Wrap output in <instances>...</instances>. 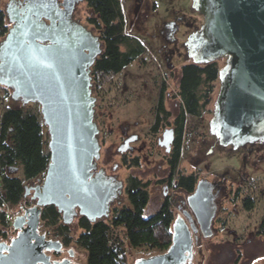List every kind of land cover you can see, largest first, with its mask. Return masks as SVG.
Listing matches in <instances>:
<instances>
[{"label":"water","instance_id":"95a60500","mask_svg":"<svg viewBox=\"0 0 264 264\" xmlns=\"http://www.w3.org/2000/svg\"><path fill=\"white\" fill-rule=\"evenodd\" d=\"M84 1L64 0L62 9L57 0H11L4 11L10 28L0 41V87L21 109L39 105L50 160L32 188L36 206L16 217L10 245L0 243V264H52L45 251L59 252L62 244L40 234L42 208L54 206L65 225L78 214L95 224L110 219L122 192L116 178L93 176L101 144L92 69L104 49L100 37L73 18ZM192 7L203 24L184 44L189 59L195 65L225 59L210 135L234 150L264 144V0H192ZM216 200L213 184L199 181L187 198L191 212L176 214L169 249L132 264H195L196 246L214 235Z\"/></svg>","mask_w":264,"mask_h":264},{"label":"rangeland","instance_id":"374dc122","mask_svg":"<svg viewBox=\"0 0 264 264\" xmlns=\"http://www.w3.org/2000/svg\"><path fill=\"white\" fill-rule=\"evenodd\" d=\"M7 1H0L3 11ZM141 1L144 3L142 13L136 16L135 9L140 0H121L123 11H125L123 12L125 34L141 41L144 54L119 74L94 76L93 95L97 98L95 121L103 133L101 143L106 148L113 146V165L115 163L120 165L116 150L125 137L123 133L135 131L140 135L141 143L145 141L147 147L151 148L150 161L146 158L142 159V171L145 172L135 170L133 173L144 183L149 180L156 182L158 178H161V175H156L154 171H148L153 165L159 167L163 157L157 148L156 137L149 133L148 129L153 123V111L159 97L160 82L163 81L162 73H165L170 83L165 94L168 91L172 94L177 93L175 81L166 75V71L170 73L166 70L167 61L170 60L173 67L179 70L190 63L184 44L189 35L194 32L193 28L199 25V29L203 21L201 15L193 9L192 0ZM145 7L148 8V12L143 14ZM91 15L92 10L85 0L77 9L76 19L81 20L84 25L99 35L95 27L88 22ZM168 24H174L176 27L173 37L165 36V28ZM122 50L125 51L126 48L122 47ZM216 63L220 69L224 67L223 59ZM207 88L203 91L210 89ZM219 89V84L215 83L209 95L211 99L209 110L205 115L190 119L188 136L181 151L179 165L181 173L185 176L196 175L198 180L205 179L213 184L214 189L220 190L217 198V216L213 224L214 235L209 240H200L195 248L194 263L237 264L230 257L232 252L234 254L238 251L242 256L239 264H264V239L258 238V230L264 218V144L249 145L238 150L215 144L212 146L209 122ZM6 94L4 108L0 103V116L7 107L20 106L13 103L10 92ZM24 110L36 113L42 121L39 105L29 104ZM44 133L45 150L49 153V137L45 127ZM7 175L24 178L22 167L7 169ZM130 175L126 169L119 173L125 188ZM0 187L2 189V186ZM156 189L154 192L150 191L151 200L145 211L146 216L154 215L162 208L161 188ZM171 196L172 198L167 202L175 220L176 214L182 215L177 210L180 198L175 197V191H171ZM246 199H252L255 202V206L249 211L245 210L243 205ZM113 207L114 210L130 207L126 190L121 202L115 203ZM16 212V207L13 210H9L6 206L4 208L7 217L9 215L14 217ZM125 232L124 227L118 228L114 231L112 239L115 246L120 247L126 257V264H132L137 258H149L161 253L160 250L151 246L131 247ZM81 233L82 230L78 227V220H76L70 226V236L73 240L71 245L75 247L76 253H80L77 254L75 261L78 264H86V252L75 243ZM12 235L11 227L5 226L3 221H0V237Z\"/></svg>","mask_w":264,"mask_h":264},{"label":"trees","instance_id":"16d2710c","mask_svg":"<svg viewBox=\"0 0 264 264\" xmlns=\"http://www.w3.org/2000/svg\"><path fill=\"white\" fill-rule=\"evenodd\" d=\"M86 2L92 10L88 22L98 31L104 49L92 69V75L96 77L119 74L143 53L144 47L138 40L125 34V17L121 0H86ZM8 29L5 12L0 7V41L5 37ZM122 47L126 50L123 51ZM219 71L216 62L204 67L188 63L181 68L179 94L190 115L200 116L202 106L198 91L202 85L204 89L210 88L208 91H203L205 94L201 96L209 98L218 81ZM0 90L9 93L7 89L0 87ZM184 120L183 116L182 126ZM179 158L180 146L171 161L174 171L177 169ZM49 160L50 154L45 150L44 125L39 116L19 107L4 109L0 125V181L6 193V202L17 204L24 193V183L45 173ZM15 167H22L23 179L7 175V169ZM198 181L196 175L185 176L180 173L177 187L190 194L195 190ZM127 193L130 207L114 210L108 221L92 224L85 218L79 219L78 227L82 233L75 243L86 252V264H126V257L112 239L114 231L120 227L125 228L126 238L133 248L151 246L164 253L171 246L174 217L169 210V203L167 202L154 215L146 216L145 211L150 203L146 185L137 178H132ZM243 205L245 210L249 211L255 206V202L246 199ZM43 221L55 229L54 233H50L51 236L63 237L67 245L73 242L70 228L60 223V215L55 207L46 210ZM258 235L264 237V218Z\"/></svg>","mask_w":264,"mask_h":264},{"label":"flooded vegetation","instance_id":"af4514ba","mask_svg":"<svg viewBox=\"0 0 264 264\" xmlns=\"http://www.w3.org/2000/svg\"><path fill=\"white\" fill-rule=\"evenodd\" d=\"M14 1H16V3H17L19 0H14ZM10 2H11V0L7 1L6 6H5V10L8 9ZM57 2L60 4L61 8L64 9L63 8L64 0H57ZM79 5H77V7L75 8V12L73 14L74 19H76L75 14L77 12ZM143 6H144V3L140 0V2L138 3V7H136V9H135V12H136L135 15L136 16L138 14L142 13L141 9ZM122 7H123V4H122ZM144 9H145V11L143 12V14H146L148 12L147 11L148 8L145 7ZM123 12H125V11H123ZM76 20H78V19H76ZM201 20L203 21L202 16H201ZM7 23H8V21H7ZM8 27L10 28L9 23H8ZM198 27H199V25H198ZM198 27L193 28L194 31L197 30ZM175 33H176V27L174 24L166 25V28H165V36L166 37H170V36L173 37V34H175ZM136 40H138L141 43V41L139 39H136ZM143 54H144V51L140 56H142ZM223 62H224V66H225V59H223ZM167 63L168 64L166 66V70L170 71V73L169 72L167 73V71H166V75L169 79H173L175 81V83H176L175 85L178 89V92L175 94H172L170 91H168V93L165 94V91L169 88L168 86L170 83L167 80V78L165 77V73L163 72L162 73L163 81L160 82L161 86H160L159 97L157 100L156 108L153 111V123L148 129V132L152 133V135H154L156 137L157 148L163 155L159 167H156L155 165H153L151 167V169H149L148 171H150V170L154 171V173L156 175H158V176L161 175L160 176L161 178H158V180L156 182H152L151 180H149V181L143 183L142 179L134 176L133 173L135 170L140 171L142 173L145 172V171H142V159L146 158L147 160H149L151 157V152H150L151 148L147 147V145L145 144V141H143L141 143V138H140V135L138 133H135V131L130 132L128 134L123 133V135L125 137L123 138L122 143L120 144V146L116 150V157H118L120 159V165L118 163H115L113 165V146L110 145L107 148L102 146L103 144L101 143V138H102L103 133H102L101 129H100V136H99L100 144H101V156H100L99 161L96 164V169L93 171V176H95L99 172H103L107 177L116 178L117 180H119L123 183L122 192L119 195V199L116 200L115 203L121 202L123 193L125 192V190L128 191L129 181L132 178H137L143 185H146V189L148 190L149 194L151 192L156 191L157 190L156 188H161V200L163 202L162 207H164L166 205L167 200H170L172 198L171 191H175V197L180 198L179 204H177V210L179 213L182 214L183 211L191 212L190 208L187 204V198L189 197L190 194H192L195 191L194 190L192 193L189 194V193H187V192H185L182 189L177 187L178 178L180 177V173H181V170L179 167L180 159H181V151H182L183 143H184L186 137L188 136V123H189L190 119L199 118V117H202L205 115L206 111L209 110V105L211 103V99H210V97L209 98L201 97L202 95L205 94L203 92V90H205V89H204V86L202 85L198 91V96L201 98L200 104L202 106L200 116L190 115L187 112L185 105H184V102H183V100L179 94V86H180L181 76H182L181 69L179 70V69L174 68L173 65L171 64L170 60L167 61ZM190 63H193V62L190 60ZM198 66L204 67L205 65H198ZM171 69H172V71H171ZM93 80H94V76H93ZM216 83H218L220 86L219 77H218V81ZM94 91H95V86H93V92ZM162 95H163V99H162ZM161 101H162V103H161ZM214 110H215V103H214V108L211 111L212 117L214 115ZM183 116H184L185 120H184V123L182 126ZM212 117H211V119H212ZM110 134H112V131H110ZM209 135H210V133H209ZM180 137H182V138L180 139ZM210 137L213 140L212 146H214L213 144L219 146L216 139L214 137H212L211 135H210ZM256 144H262V143H256ZM256 144H253V145H256ZM179 146H180V158H179V163H178L177 169L174 171L171 161H172L173 157L176 155V152H177ZM145 166H147V165H145ZM124 169L129 171L131 174L127 179L126 188H125V183L119 177V173L122 172ZM45 173H46V171H45ZM45 173H43L41 176L37 177L34 180L26 181L24 183V186H23L24 187V193L21 197V200L15 205L6 202V200H5V196H6L5 194L6 193L3 190V188L1 189V187H0V190H2L0 193V221L1 222L3 221L5 226L11 227L12 232H13L12 236L0 237V243H6L7 245H10L11 241L14 238H16L17 234H18V231L14 230L12 227V224L14 221L11 222L7 218L6 214L4 213L5 206L8 207L9 210H11V209L13 210V208L16 207L17 212L15 214V219L19 215L24 214V208L31 209V208L35 207L36 201L33 200L34 190H32V188H34L38 185V179H43L45 176ZM203 180H205V179H203ZM199 181H201V180H199ZM0 186H2L1 181H0ZM26 187L28 189L31 188V190L28 192ZM214 193H217L216 195L218 198L220 190L214 189ZM217 200H216V204H217ZM114 204L112 202L111 206H110V211H111L110 212V218L113 215ZM49 207H54V206H49ZM49 207L42 208V212H41V216H40L41 224H40L39 232H40V234H44L46 236L47 240H54V241L58 240V241H60L62 244V248H61V251H59V252L45 251L46 255H48L50 257V262L52 264H54V262H64V261H70L71 264H78L75 261V258L77 257L75 247L72 246L71 244L67 245L65 243L63 237H53L50 235V233L55 232V229L51 226H48L46 224V222L43 221L44 213L46 212V210ZM77 211L79 212V210H77ZM217 211H218V208H217ZM59 215H60V223L63 224L64 226H67L70 228L71 225H65L62 221V215L60 213H59ZM78 215L79 216L74 221H76V220L79 221V219H81V218L87 219L85 216H82L80 214H78ZM178 216H179V214H178ZM216 216H217V214H216ZM5 217H6L7 221H6ZM73 224H74V222H73ZM232 253H231V257H230L231 260L234 263L239 264V262L242 258L241 254L238 251H237V253L236 252L234 254H232ZM212 257H213V254H212Z\"/></svg>","mask_w":264,"mask_h":264},{"label":"built area","instance_id":"2783aa9c","mask_svg":"<svg viewBox=\"0 0 264 264\" xmlns=\"http://www.w3.org/2000/svg\"><path fill=\"white\" fill-rule=\"evenodd\" d=\"M2 88V87H1ZM5 89V88H4ZM7 97V94L6 92L0 90V103H1V106L4 107V103H5V99ZM11 222H13L15 220V216L12 217V216H8L7 217Z\"/></svg>","mask_w":264,"mask_h":264},{"label":"crops","instance_id":"0c3cea01","mask_svg":"<svg viewBox=\"0 0 264 264\" xmlns=\"http://www.w3.org/2000/svg\"><path fill=\"white\" fill-rule=\"evenodd\" d=\"M1 117H2V115L0 116V125H1ZM258 238H260V239L263 238L264 239V237H261L259 235H258Z\"/></svg>","mask_w":264,"mask_h":264}]
</instances>
